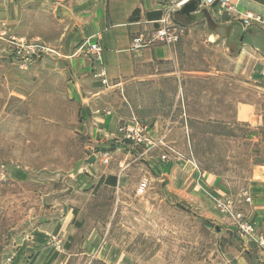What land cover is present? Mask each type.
<instances>
[{
	"label": "crops",
	"instance_id": "obj_1",
	"mask_svg": "<svg viewBox=\"0 0 264 264\" xmlns=\"http://www.w3.org/2000/svg\"><path fill=\"white\" fill-rule=\"evenodd\" d=\"M175 1L0 0L6 36L41 49L24 55V64H35L22 69L13 47L0 41L4 109L30 87L51 94L60 110L53 120L40 111L36 119L62 125L71 117L82 144L61 178L66 183L42 193V199L52 194L50 207L31 218L7 264H65L68 258L121 264L134 241L150 233L141 232V223L154 224L173 206L218 225L222 244L233 246L237 230L218 210V199L234 200L263 238L261 245L244 238L248 256L238 264H264V0H238L230 12L195 0L204 17L190 21L176 7L173 18L184 32L174 44L131 48L132 37L150 36ZM247 12L258 19L245 27ZM91 44L101 48L98 56ZM134 121L155 146L123 140L118 127ZM90 156L93 161L71 173ZM216 156L226 167L208 165L205 158ZM6 175L23 184L29 171ZM143 178L148 186L139 194ZM254 257L258 262L248 259Z\"/></svg>",
	"mask_w": 264,
	"mask_h": 264
},
{
	"label": "rangeland",
	"instance_id": "obj_2",
	"mask_svg": "<svg viewBox=\"0 0 264 264\" xmlns=\"http://www.w3.org/2000/svg\"><path fill=\"white\" fill-rule=\"evenodd\" d=\"M3 27L4 23L0 22V41L5 40L13 47L12 52L19 61V67L22 69L33 67L34 62L24 64L27 62L25 56L30 54L34 57L40 54L41 49L38 44L33 40L25 42L16 37L11 39L6 36ZM21 44H25L27 51L18 52ZM33 45H36V49L32 50L30 48H33ZM16 66L19 68L18 64ZM29 78L30 81L33 79ZM34 84L33 79L32 85ZM50 96L51 94L49 96L40 94L38 90L30 87L28 93L23 95L24 98L11 96L4 109V83L2 78L0 80V263L2 264H7L9 259L5 258L8 251L13 252L17 246L16 241L19 242L20 237L28 231L31 218L48 211L50 205L47 201L51 200L52 194L42 199V193L51 192L53 188L60 189L61 185L66 183L61 178L69 170L82 145L74 135L70 124L71 117L68 119L69 122L62 125H51L47 122L53 120L52 113L60 110L56 109V101H52ZM57 103L61 106L60 102ZM39 111L42 115L40 117L47 121L36 119L39 118ZM4 112L9 115L6 121ZM205 160L209 166L226 167V160L222 157H208ZM19 168L29 171V176L23 184L6 178L10 170ZM43 171L44 176H36V172ZM53 175L58 176L53 177ZM37 179L42 180L37 181ZM228 223H231L230 226L235 229L231 220ZM141 227L145 228L140 229L141 232L148 229L150 233L147 232V236H141L134 241V245L129 247L134 251L130 250L122 254L121 264H238V259L248 256L246 251L241 250L245 246H243L244 237L239 232H236L232 239L233 246H230L226 239L222 244L224 237L219 226L216 230L214 223L202 221L201 217L182 206H173L170 213L161 210L154 224L148 221L146 224L141 223ZM217 245L220 246V252L217 251ZM248 259L254 263L258 262V257ZM83 261L84 259L68 258L65 264H83ZM91 264L101 263L93 260Z\"/></svg>",
	"mask_w": 264,
	"mask_h": 264
},
{
	"label": "built area",
	"instance_id": "obj_3",
	"mask_svg": "<svg viewBox=\"0 0 264 264\" xmlns=\"http://www.w3.org/2000/svg\"><path fill=\"white\" fill-rule=\"evenodd\" d=\"M188 0H176L173 4L168 6L162 16L156 21V26L154 27L152 34L150 36H146L144 34H137L131 39V48L140 49L151 42L161 43L165 45L174 44L180 37V35L184 32L183 26L176 22L173 18V12L176 7L182 6ZM238 0H198V5L206 6V7H215L219 6L226 11H233L237 6ZM258 18L254 17L251 13L247 12L243 15L242 24L245 27L253 25L254 20ZM11 39H13L11 37ZM29 47V46H27ZM25 44L20 45V51H27ZM36 49V45H33V48ZM90 49L93 51L95 56L100 54L101 48L97 44H91ZM103 72H101L102 74ZM118 132L121 134L123 140L128 141L132 144H147L149 143L152 146H155L157 142H153L148 140L143 133V128L137 122H132L130 124H122L118 127ZM102 161L106 162V154L101 153ZM162 159H166V154L161 156ZM148 186V180L143 178L137 188V192L142 194ZM248 200V197H245ZM216 206L221 214L224 215L225 218H228L234 223L235 229L239 232L244 238L248 240H252L257 242L258 244H262V237L260 235H256L254 232V227L250 224L246 219L244 214L235 208V201L231 199H218L216 201Z\"/></svg>",
	"mask_w": 264,
	"mask_h": 264
},
{
	"label": "water",
	"instance_id": "obj_4",
	"mask_svg": "<svg viewBox=\"0 0 264 264\" xmlns=\"http://www.w3.org/2000/svg\"><path fill=\"white\" fill-rule=\"evenodd\" d=\"M179 12L186 16V18L190 21L199 20L202 17H204V11L199 10L197 7V3L195 0H190L182 5V7L179 9ZM94 156H90L86 160H78L72 169L71 173L75 174L78 170V168L81 166L83 162H91L93 161ZM218 226L216 227V230H218Z\"/></svg>",
	"mask_w": 264,
	"mask_h": 264
},
{
	"label": "trees",
	"instance_id": "obj_5",
	"mask_svg": "<svg viewBox=\"0 0 264 264\" xmlns=\"http://www.w3.org/2000/svg\"><path fill=\"white\" fill-rule=\"evenodd\" d=\"M136 11H134L133 15L131 16V19H135L136 15H135Z\"/></svg>",
	"mask_w": 264,
	"mask_h": 264
}]
</instances>
